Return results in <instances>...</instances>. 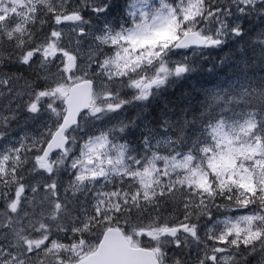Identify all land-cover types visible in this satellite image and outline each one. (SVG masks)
<instances>
[{"label":"snow or ice","instance_id":"snow-or-ice-1","mask_svg":"<svg viewBox=\"0 0 264 264\" xmlns=\"http://www.w3.org/2000/svg\"><path fill=\"white\" fill-rule=\"evenodd\" d=\"M0 264H264V0H0Z\"/></svg>","mask_w":264,"mask_h":264},{"label":"trees","instance_id":"trees-1","mask_svg":"<svg viewBox=\"0 0 264 264\" xmlns=\"http://www.w3.org/2000/svg\"><path fill=\"white\" fill-rule=\"evenodd\" d=\"M194 79H195L197 82L200 81V77H199V76L195 77Z\"/></svg>","mask_w":264,"mask_h":264}]
</instances>
